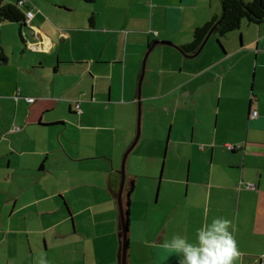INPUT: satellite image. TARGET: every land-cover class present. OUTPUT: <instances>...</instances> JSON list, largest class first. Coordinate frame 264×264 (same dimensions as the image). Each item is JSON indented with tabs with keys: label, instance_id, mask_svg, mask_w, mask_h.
I'll return each instance as SVG.
<instances>
[{
	"label": "crops",
	"instance_id": "crops-1",
	"mask_svg": "<svg viewBox=\"0 0 264 264\" xmlns=\"http://www.w3.org/2000/svg\"><path fill=\"white\" fill-rule=\"evenodd\" d=\"M38 6L26 45H2L0 264L41 256L48 264H119L111 189L120 181L115 161L136 128L143 55L153 41L187 44L221 3L102 0V8L71 17ZM207 42L195 57L156 44L146 58L135 145L144 142L156 182L145 189L138 175L125 174L128 264H178L163 242L173 235L194 242L216 217L232 221L234 264H264V20L242 21L221 38L223 51ZM17 89L34 101L15 99ZM163 180L161 219L150 230L151 198L159 199ZM134 188L146 191L140 199L148 206L136 213Z\"/></svg>",
	"mask_w": 264,
	"mask_h": 264
},
{
	"label": "trees",
	"instance_id": "trees-1",
	"mask_svg": "<svg viewBox=\"0 0 264 264\" xmlns=\"http://www.w3.org/2000/svg\"><path fill=\"white\" fill-rule=\"evenodd\" d=\"M86 3H92L95 0H80ZM220 3L223 5V11L221 10L220 14L213 15L209 20L206 22L196 26L192 32V39L187 44L181 45L180 48L186 52L191 53L194 52L201 42L203 41L204 37L206 36L209 29L213 26V24L220 18V21L216 24L213 29L212 35L217 36V43L218 47L221 51H223V47L221 44V38L228 34V32L236 30L240 27L242 21H246L248 23H259L264 20V0H220ZM31 12L33 16V10L31 7L27 5L24 0H12L5 2H0V23L1 22H9V23H17L19 25V35L21 40L26 45V37L25 31L23 27L26 29L30 26V18L28 17L27 13ZM28 33V32H27ZM31 31V35H32ZM206 44V43H205ZM150 46V44L148 43ZM6 61V55L3 52V46L0 45V63ZM22 96L19 89L13 94V97L17 99L18 97ZM25 98L26 101L32 102L34 101L33 97L30 96H22ZM28 98H32L33 100L30 101ZM78 102V101H75ZM74 102V103H75ZM79 103V102H78ZM74 105V104H73ZM76 108V107H75ZM76 111L79 110L76 108ZM227 148V147H226ZM237 146H230L227 150L234 151L238 149ZM132 192V187H130L127 191V203H130V195ZM111 193L113 195L116 194L115 189H111ZM127 213H129V206L126 209ZM118 235H120V231H118Z\"/></svg>",
	"mask_w": 264,
	"mask_h": 264
},
{
	"label": "rangeland",
	"instance_id": "rangeland-1",
	"mask_svg": "<svg viewBox=\"0 0 264 264\" xmlns=\"http://www.w3.org/2000/svg\"><path fill=\"white\" fill-rule=\"evenodd\" d=\"M1 1L2 2L4 1V3H5L8 1H12V0H0V2ZM24 1L27 3V5L29 7L32 8V10L34 12H36L38 10V8H40L38 5H41V6L43 5L45 8H54L55 11L61 12L63 15L68 16V17L69 16L71 17V16H73L74 13L82 12L83 10L88 9L90 7L97 6V7L102 8V0H96L93 3H86V2H82L80 0H24ZM52 2H54V3H52ZM58 4L60 5L61 9H58V7H57V6H59ZM43 6H42V8H44ZM61 6H66L67 8L70 7L72 9L69 13H64V10L62 9ZM86 22L88 23V19L86 20ZM31 24H34V22L32 21ZM23 30L26 32L25 35H23V37H26L29 40L31 38V35H29V31L26 29V27H23ZM18 31H19V25L17 23L1 22L0 23V45L1 46L2 45L8 46L7 42H10V43L14 42V43H22L23 44ZM207 43H208L207 45H210V43H216L218 45L217 36L212 35L211 38L209 39V42H207ZM137 110H138V107L135 106V109H134L135 127H136V120H137ZM141 120H142V117H140V128H141ZM175 121H176V123L180 122V117L178 114L176 115ZM147 125L151 126L152 123L146 122V126ZM135 131H136V128L133 131L134 132L133 137L135 136ZM133 137H132V139H133ZM130 152H129L130 155L128 154V156L125 160V164H124V178H125L126 173L134 174L135 176L138 175L139 176V183L142 182L143 187L145 189H148L147 185H148L149 181L153 184L156 182L155 181L156 176L154 174L156 172L152 171V160L150 159L149 153L146 152L144 142L137 145V146L135 145ZM122 155H123V153L121 154L119 160L115 161V164L117 165L116 170H118V171H120V168H121ZM168 162L169 161L167 159V164H168ZM128 163H129V167H128ZM164 183L165 182L163 180L161 183L162 187L159 191V196H158L159 199H157V201L154 203V195H152V198H151L152 201L150 203V213L147 217L149 220L150 230L155 229V218H158L159 220L161 219L160 213H161L162 209H160L158 211V208L161 207V205H162V194H163V184ZM141 189L136 188L135 190H133V193H132V194H135V200L132 204L134 213H136L137 208L140 210V208L142 209V207H144L145 209H147V207H148L145 203H142V201L140 199L141 193H143V192L146 193V191H143ZM153 194H154V191H153ZM131 196H130V199H131ZM139 218L140 217H138V221L140 222ZM140 232H141V235H143V230H141Z\"/></svg>",
	"mask_w": 264,
	"mask_h": 264
},
{
	"label": "clouds",
	"instance_id": "clouds-1",
	"mask_svg": "<svg viewBox=\"0 0 264 264\" xmlns=\"http://www.w3.org/2000/svg\"><path fill=\"white\" fill-rule=\"evenodd\" d=\"M232 227L231 220L216 217L196 230L194 242L173 235L161 246L179 255L178 264H234L240 252L233 232L229 231ZM36 264H48V260L41 256Z\"/></svg>",
	"mask_w": 264,
	"mask_h": 264
},
{
	"label": "water",
	"instance_id": "water-1",
	"mask_svg": "<svg viewBox=\"0 0 264 264\" xmlns=\"http://www.w3.org/2000/svg\"><path fill=\"white\" fill-rule=\"evenodd\" d=\"M221 10L223 11V5L222 4H221ZM219 21H220V18L209 29V31L207 32V34L204 37L203 41L201 42L199 47L194 52L186 53L180 47L176 46L172 42L157 40V41H153L150 44V46L146 49V51H145V53L143 55L142 62H141L140 75H139L138 82H137V97H136V101H137L138 110H137L135 136L133 137V139H132L131 143L129 144V146L123 152L122 159H121V168H120V171H119L120 172L119 186L117 188L116 194L114 195V199H115V201L117 203L118 220H119V228H120V236H119V246H120V249H119V264H128L129 222H128V213H127L126 209L129 206V204L127 203V198L124 199V197H123V188H124V181H125L124 180L125 179L124 178V164H125V159H126L127 154L133 148V146L135 145V143H136V141H137V139H138V137L140 135V84H141V80H142V76H143V71H144V67H145L146 58H147L150 50L156 44H164V45L172 46V47L176 48L177 50H179L180 53H182L186 57H195L196 55H198L201 52V50L204 47L205 43L207 42L208 38L212 34L214 27L216 26V24Z\"/></svg>",
	"mask_w": 264,
	"mask_h": 264
},
{
	"label": "built area",
	"instance_id": "built-area-1",
	"mask_svg": "<svg viewBox=\"0 0 264 264\" xmlns=\"http://www.w3.org/2000/svg\"><path fill=\"white\" fill-rule=\"evenodd\" d=\"M27 16H28V17H31V16H32V13H31V12H28V13H27ZM28 100L32 101L33 99H32V98H28ZM74 106L80 111L79 103H78V102H75V103H74ZM256 115H257V111L254 110V109H252V110H251V116L255 117ZM240 184H241V183H239V185H240ZM243 186L246 187V188H249V189H254V188L256 187V185H255L254 183H252V182H247V183H245ZM261 264H263V263H261Z\"/></svg>",
	"mask_w": 264,
	"mask_h": 264
}]
</instances>
